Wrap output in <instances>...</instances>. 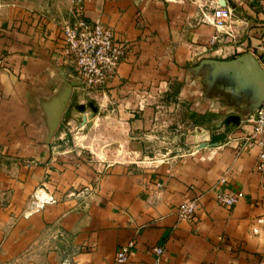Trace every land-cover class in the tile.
Instances as JSON below:
<instances>
[{
    "label": "crops",
    "instance_id": "0c3cea01",
    "mask_svg": "<svg viewBox=\"0 0 264 264\" xmlns=\"http://www.w3.org/2000/svg\"><path fill=\"white\" fill-rule=\"evenodd\" d=\"M225 1L232 23L217 31L222 0H84L83 16L126 44L92 95L62 49L74 0H0V264H151L154 246L160 264H264V168L245 126L264 95V7ZM86 94L129 134L130 156L96 158L66 137L64 117ZM181 109L195 120L182 152L132 165L158 155L144 152ZM37 188L56 202L32 198ZM216 189L236 203L219 204ZM194 198V215L180 217Z\"/></svg>",
    "mask_w": 264,
    "mask_h": 264
},
{
    "label": "built area",
    "instance_id": "2783aa9c",
    "mask_svg": "<svg viewBox=\"0 0 264 264\" xmlns=\"http://www.w3.org/2000/svg\"><path fill=\"white\" fill-rule=\"evenodd\" d=\"M84 0H74L76 10L73 19L63 25L62 49L65 59L69 61L74 69L76 77L80 81L87 93L95 95L101 90L115 74L116 68L124 57L126 44L117 41L111 28L104 26L99 21L88 20L83 16L82 2ZM264 7V0H257ZM204 19L207 17L203 15ZM211 23L217 29L230 28L232 23V8L229 5H218L213 8L210 15ZM233 37L232 30L226 32ZM217 34L211 37V43L218 42ZM246 141L249 145L258 147L257 166L264 168V98L249 116L247 123ZM32 198L42 204L54 203L56 199L46 194L42 188H37L32 193ZM216 201L230 207L237 201L234 192L221 189L215 191ZM197 207V198L182 202L179 206L178 215L182 218H191ZM133 246L130 240L122 245L116 254L117 260H126L127 252ZM154 259L151 264H160V258L164 252L162 246H154ZM62 264H68V259L64 258Z\"/></svg>",
    "mask_w": 264,
    "mask_h": 264
},
{
    "label": "rangeland",
    "instance_id": "374dc122",
    "mask_svg": "<svg viewBox=\"0 0 264 264\" xmlns=\"http://www.w3.org/2000/svg\"><path fill=\"white\" fill-rule=\"evenodd\" d=\"M87 91L85 90V93ZM95 99L89 97L88 94L82 98L75 100V105L67 111L63 127L66 130V137L71 144L80 150H86L90 155L96 158H104L106 160L114 161L124 157L130 156L133 150V143L128 142L129 134H124L122 130H118L117 125L111 124L109 118L101 117V111L98 109ZM90 103L97 107L93 111ZM169 118L166 115L160 120V129L158 144L153 148L147 147L144 155L153 157L157 156L137 157V162L132 165L140 169H148L158 167L162 164V155H170L172 153H181L183 148V136L192 126L194 121L193 115L186 113L184 110H171L168 112ZM171 114V115H170ZM86 116V122L82 123V117ZM100 118H97L99 117ZM196 120H199V118ZM176 121H188L183 127L172 130L170 128L176 126ZM211 122L209 119L207 123ZM177 127V126H176Z\"/></svg>",
    "mask_w": 264,
    "mask_h": 264
},
{
    "label": "water",
    "instance_id": "95a60500",
    "mask_svg": "<svg viewBox=\"0 0 264 264\" xmlns=\"http://www.w3.org/2000/svg\"><path fill=\"white\" fill-rule=\"evenodd\" d=\"M222 5H226V1L225 0H222ZM263 98H264V95L260 98L259 103L255 107V110L259 106V104L261 103V101L263 100ZM90 106H91V108H92L93 111H96V109H97L96 106H94L92 103H90ZM85 122H86V116H83L82 117V123H85Z\"/></svg>",
    "mask_w": 264,
    "mask_h": 264
}]
</instances>
